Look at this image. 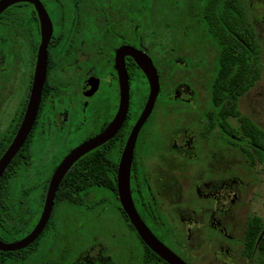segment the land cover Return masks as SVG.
Wrapping results in <instances>:
<instances>
[{"label": "flooded vegetation", "instance_id": "af4514ba", "mask_svg": "<svg viewBox=\"0 0 264 264\" xmlns=\"http://www.w3.org/2000/svg\"><path fill=\"white\" fill-rule=\"evenodd\" d=\"M189 7L191 8V24L194 27L197 26L199 32L209 39V34L202 28V22L194 18L195 13L203 8L202 0H191ZM148 11L147 0H25L9 5L0 13V160L19 134L35 90L41 88L33 127L24 145L0 179L1 241L17 242L35 229L42 216L51 181L58 167L73 150L100 137L116 120L122 98L119 62L122 63V70L126 73L129 83V106L125 118L111 140L82 156L74 164L81 169L84 158L91 153L107 159L103 162L106 164L103 172H116L118 194V170L121 158L135 125L146 109L151 93L147 76L131 54L133 49L152 60L160 83L159 94L145 124L137 135L134 147L131 168V190L134 204L143 221L157 238L187 264H194L192 254L195 251L187 246L188 243L185 241L178 222H176L177 227L168 223L164 209L157 198V187L151 182V175L160 170L163 165L161 160L165 154L197 161L198 165L203 164L206 168L204 171L209 173L211 172L212 152L210 154L207 152L209 155L206 154L204 145L208 144L210 147L211 144L215 146L219 144L227 148L229 141L226 134L221 133L217 127L214 128V121L210 117L212 103L208 107L205 103L204 107H198L199 104L196 103L194 107L185 98H181L179 82L164 87L165 65L168 69L167 73L170 72L171 77L172 75L174 77L175 70L180 66L178 64L180 57L166 58L165 61L156 62L155 55L159 52H154L153 45L157 43L156 46L159 45L161 48L165 46V28L161 23L158 31L162 33L161 36L156 35L157 39L154 37L153 29L148 32L146 25ZM41 14L50 20L52 25L50 35L43 26ZM157 26L156 23L155 27ZM179 51L180 48L177 52L180 55ZM174 52L172 47L168 55ZM40 61L45 67L42 87L41 81L37 82ZM206 79L207 75L201 85L204 90L209 91L211 100V86L206 85ZM189 89L191 93H187L188 98L195 94L197 97L202 95L194 86L189 85ZM164 94L168 100H172V102H165L164 111L167 115H171V124H174L175 128L172 133H143L146 125L158 116L159 102L165 96ZM134 96L139 101L137 105L132 104ZM181 119L182 122H188L197 128L198 132L181 133ZM231 121L233 123V120ZM212 131L213 133L218 132V136L211 137ZM149 137L156 138L152 140ZM160 137H166L165 145ZM212 139L213 142H211ZM144 145L147 148L145 152L151 154L148 160L141 157L145 153L141 152ZM179 168H181L180 164L175 161L171 167V172L175 173L172 181L176 179L178 183L180 181ZM214 173H209L211 176L209 180L219 174V181H222L221 186H223L219 196L226 199V169L223 167ZM198 179L203 184V178L198 176ZM62 182L56 193L53 212L56 205L64 204L74 206L86 204L89 207H95L98 204L95 199L98 197L92 198L91 196L100 190L107 192V198H102V200L107 199L113 203L115 201L121 205L119 194L117 197L114 192H111L109 184L107 186L96 184L82 191L83 185L80 182V191L75 197L70 196L58 200ZM217 201L214 196V202ZM33 206L39 208L32 211ZM53 212L49 223L35 243L52 231ZM225 214L226 211L221 210L218 218H215V215L208 218L209 233L213 235L211 238L219 236L221 242H225L227 238ZM126 224L130 231L133 230L130 220L129 222L126 220ZM133 231L136 233V238L140 239L142 248L137 243L124 248L127 264H167L142 241L135 228ZM167 232H170L169 236ZM246 232L247 228L245 236ZM22 233L24 235L18 239L11 241L7 239ZM187 233L186 237L189 242L194 233L189 231ZM172 234L175 238V234L178 237L170 241ZM245 236L242 256L248 264H256L254 261L255 248L257 250L260 239L250 258L244 255L248 249L245 245ZM96 247H91L85 252L80 251L74 261L69 263L66 260V253L71 251L70 246H65L64 251L61 249V257L58 261L51 260L53 259L51 256L47 257L44 254L41 256L49 258L43 264L48 262L54 264H112L115 249L110 248V251L106 253L107 251L104 252L103 249ZM211 249L212 246L207 249V253H211ZM36 252L35 247L33 251L25 255L16 254L12 257V263L26 260L29 255Z\"/></svg>", "mask_w": 264, "mask_h": 264}, {"label": "rangeland", "instance_id": "374dc122", "mask_svg": "<svg viewBox=\"0 0 264 264\" xmlns=\"http://www.w3.org/2000/svg\"><path fill=\"white\" fill-rule=\"evenodd\" d=\"M190 1L147 0L149 11L146 25L148 32L153 29L156 39V35L161 36L162 33L158 31L161 23L165 28V46L161 48L159 45L156 46L157 43L153 45L154 52H159L158 55H155L156 62L165 61L166 58L177 59L180 57L178 63L180 66L179 69L175 70L174 77L172 75L173 78L170 72L167 73L168 69L165 65L164 87L179 82L181 98H185L194 107L196 103L199 104L198 107H204V103L208 107L211 105L210 94L207 89L202 88V85L207 75L206 85L211 86L217 69L219 47L212 38L206 39L203 33L199 32L197 26L194 27L191 24V8H188ZM245 1L262 45L263 74L258 84L240 100L239 107L243 114L250 116L264 130V0ZM156 23L157 27H155ZM153 24L154 26H152ZM187 25H189L188 28ZM172 47L175 52L168 55V51ZM179 48L180 55L177 53ZM169 69L171 68L169 67ZM189 85L197 88L198 93L202 95L197 97L195 94L188 98L187 93H191ZM164 95L159 102L158 116L146 125L143 133H172L173 128H175V125L171 124V115H167L164 111L165 102H172V100H168L166 94ZM138 102L134 96L132 104L137 105ZM182 121L181 119V133L198 132L197 128ZM233 123L234 125L238 124L235 120ZM217 136L218 132H212L211 137ZM149 138L154 140L156 137ZM160 138L163 139L161 142L165 145L166 137ZM204 146L206 154L212 152L211 172H218L223 167L226 169V199L219 196L223 189L222 181H219V174H216L217 177L214 179L209 180L211 177L209 173L211 172H205L206 168L203 164L198 165L197 161H189L188 158L184 159L178 155L171 157V154H165L161 160L163 161L162 167L156 174L154 172L151 175V182L157 187L158 201L164 209L168 223L177 227L176 222H178L185 241L188 243L187 246L194 249L195 253L192 254L194 264H248V261L242 256L248 221L253 216H258L264 223V158L261 159L255 153V163L251 164V160L239 147L229 144L226 145L227 148L219 144L216 146L211 144L210 147L205 144ZM146 150L144 145L141 152L144 153ZM149 156L151 154L148 152L141 155L144 160H148ZM175 161L181 166L178 169L179 183L176 179L172 181L175 173L171 172V167ZM155 169H157L156 166ZM198 176L203 178V184ZM154 191L156 192L155 189ZM96 192L91 196L92 198L98 197L95 199L98 203L95 207H89L86 204L83 206L56 205L51 221L54 227L35 245L37 252L29 255L26 260L8 264H43L49 258L41 256L42 254L47 257L51 256L53 258L51 260L56 259L55 261H58L61 257L60 251L61 249L64 251L65 246L71 247V251L66 253L67 263L74 261L80 251L85 252L91 247L97 246V249H103L104 252L107 251L106 253L110 251V248L115 249L112 264H127L124 248L133 246L134 243L142 248V243L140 239L136 238V233L127 227V219L121 212L119 203H115V201L113 203L107 199L102 200V198H107L106 191ZM214 196L218 200L216 203ZM38 208V206H33L32 211ZM221 210L226 211L227 238L225 242H221L219 236L211 238L213 235H210L208 229V218L214 215L215 218H218ZM188 231L194 233H191L192 239L189 242L186 237ZM23 233L26 232L23 231ZM23 233L7 239L10 241L18 239L24 235ZM169 233L167 232V236ZM175 236L178 237L176 234ZM172 238L176 239L173 234L170 241ZM167 243L173 247L169 242ZM211 246L212 252L207 253V249H210ZM63 260L65 261V259Z\"/></svg>", "mask_w": 264, "mask_h": 264}, {"label": "trees", "instance_id": "16d2710c", "mask_svg": "<svg viewBox=\"0 0 264 264\" xmlns=\"http://www.w3.org/2000/svg\"><path fill=\"white\" fill-rule=\"evenodd\" d=\"M202 2L203 8L195 13L194 18L202 22V28L219 47L217 69L210 87L212 103L210 117L214 121V128L217 127L221 133L226 134L229 144L241 148L251 160V164H254L255 153L261 159L264 158V130L250 116L243 114L239 106L240 100L262 78V45L245 0ZM231 120L237 121L238 124L234 125ZM106 160L91 153L84 158L81 169L77 164L74 165L62 182L58 200L75 197L80 191V182L83 185L82 191L96 184L99 186L109 184L111 192L118 197L116 172H103V168H106L103 162ZM119 206L129 222L128 216L120 204ZM131 227L134 230L133 226ZM36 244L37 242L17 253L0 252V264L12 263V257L33 251ZM245 245L248 249L244 255L252 258L255 248L254 261L256 264H264V223L258 216H253L248 221Z\"/></svg>", "mask_w": 264, "mask_h": 264}, {"label": "water", "instance_id": "95a60500", "mask_svg": "<svg viewBox=\"0 0 264 264\" xmlns=\"http://www.w3.org/2000/svg\"><path fill=\"white\" fill-rule=\"evenodd\" d=\"M20 1H25V0H2L0 2V13L9 5ZM41 17H42L43 26L47 30L48 35H50L52 30V25L50 23V20L48 17L46 18V16H43L42 14ZM131 54L135 58L137 64L140 66V68L147 76L150 83L151 93L146 109L144 110L143 114L141 115L140 119L135 125L132 135L127 143V146L121 158V162L118 170V194H119L120 203L124 212L128 216L131 224L137 231L139 237L155 254H157L167 264H187L181 257H179L175 252H173L169 247H167L161 240L157 238V236L150 230L147 224L143 221L134 204L132 190H131V168H132V162L134 156V147L136 140L138 138L137 135L139 134L141 128L145 124L153 108V105L156 101V98L159 94L160 83H159L157 70L152 60L145 54L141 52H137L133 49L131 51ZM43 65L44 63L40 61L37 72V82L41 81V87L45 72L44 70L45 67ZM118 68L120 70L119 77H120L122 98H121V106H120L119 114L116 120L100 137H97L96 139L90 142L84 143L83 145L73 150L65 158V160L58 167L52 178L49 192L47 195L46 204L42 216L35 229L28 236L14 243H5L0 240L1 252L7 253V252L21 251L35 243V241L40 237V235L43 233L44 229L46 228L47 224L49 223L54 208V200L56 197V193L58 191L60 183L62 182L63 178L66 176L68 171L77 162L79 158L88 154L94 149L98 148L107 141L111 140V138H113L112 136L120 128L129 106V83L126 78V73H124V71L122 70V63L120 64L118 62ZM40 90H41L40 87L38 88L37 91L35 90L31 104L29 106L27 115L19 131V134L13 141L8 151L0 160V179L4 174L5 170L7 169V167L9 166V164L11 163V161L13 160V158L17 155V153L24 145L25 141L28 138L27 136L31 131V128L33 127L38 111V105L41 95Z\"/></svg>", "mask_w": 264, "mask_h": 264}]
</instances>
